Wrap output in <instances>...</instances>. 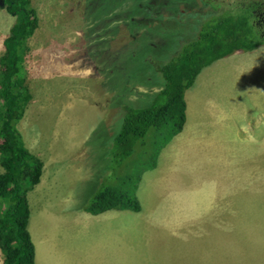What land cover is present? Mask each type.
Wrapping results in <instances>:
<instances>
[{
	"label": "rangeland",
	"instance_id": "1",
	"mask_svg": "<svg viewBox=\"0 0 264 264\" xmlns=\"http://www.w3.org/2000/svg\"><path fill=\"white\" fill-rule=\"evenodd\" d=\"M26 1L38 20L20 70L31 99L22 122L14 126L50 163L61 159L57 166L70 165L75 173L85 169V155L94 161L93 175L77 185H61V199L53 203L71 207L59 211L66 217L61 243L65 235L72 241L71 235L86 227V264L88 259L103 264L102 258L90 256L96 249L93 238L110 235L115 225L93 226L79 210L90 205V189L95 193L107 187L126 192L139 204L138 211L127 210L130 231H116L123 246L121 240L118 246L114 243L121 251L134 252L130 260L136 264H264V45L207 65V82L199 95L193 96V86L186 90L190 111L182 129L172 133L171 125L151 127L117 163L99 136L102 132L75 146L83 138L80 125L96 120L93 132L110 115L120 83L130 77L143 79L148 55L164 58L183 45L182 36L185 40L218 16H207L210 12L199 0H123L106 14V7L121 0ZM218 5L210 2L212 10ZM130 13L146 27L118 20ZM13 21L0 5V55ZM148 44L153 46L150 51ZM131 83L126 99L134 104L139 103L135 92L156 90ZM35 124L36 136L25 133ZM216 192L222 193V201L216 202ZM71 245L78 246V239ZM2 258L0 250V262Z\"/></svg>",
	"mask_w": 264,
	"mask_h": 264
},
{
	"label": "trees",
	"instance_id": "2",
	"mask_svg": "<svg viewBox=\"0 0 264 264\" xmlns=\"http://www.w3.org/2000/svg\"><path fill=\"white\" fill-rule=\"evenodd\" d=\"M122 2L106 7L104 13ZM26 3V0H3L5 10L14 16V21L2 40L4 53L0 55V250L3 254L0 264H36L27 228L30 216L27 193L39 182L43 161L25 146L14 126L31 99L20 70L29 50L27 40L37 28L38 20L35 10ZM134 15L130 13L118 20H125L126 25L133 22L132 26L144 29L146 23ZM204 23L198 32L181 40L183 45L164 58L148 55L144 61L143 79L130 77L120 83L116 92L119 94L110 103V115L105 116L91 133L92 136L102 132L99 136L111 147L113 161L120 163L129 156L136 141L144 137L151 127L171 125L172 133L182 129L186 107L184 91L191 87L203 67L263 43L244 10L232 11ZM152 48V44H148L147 50ZM130 80L156 90L135 92L139 103L134 104L126 99L132 85H129ZM108 131L111 133L107 134ZM92 194L88 206L92 212L111 208L139 210L137 199L128 198L126 192L106 187Z\"/></svg>",
	"mask_w": 264,
	"mask_h": 264
},
{
	"label": "crops",
	"instance_id": "3",
	"mask_svg": "<svg viewBox=\"0 0 264 264\" xmlns=\"http://www.w3.org/2000/svg\"><path fill=\"white\" fill-rule=\"evenodd\" d=\"M258 47V46H257ZM256 47V48H257ZM261 47V46H260ZM253 50V49H252ZM250 51V50H249ZM225 58V57H223ZM221 59V58H220ZM218 60V59H217ZM207 67H203L200 72L196 75L194 82L191 86H193V96L197 94L199 95L200 92V86L206 85L207 79L205 78L207 76V73L205 71ZM208 79L211 81L210 77ZM190 88V87H189ZM188 89V88H187ZM186 89V90H187ZM184 91L183 98L185 101V119L186 115H188L190 111V102L187 100V98H191V94ZM226 96L225 93H219V96ZM192 96V98H193ZM193 108L192 111H196V113H199L198 108ZM26 110L23 112V116L27 113H25ZM22 117L18 120L22 122ZM17 122V123H18ZM186 122V120H185ZM96 123V120L90 122L86 121L80 125V129L83 130V138H78L77 143H75V146H80L82 144L89 143L92 133V129L94 128ZM247 125V122H245ZM244 127V124H241V127ZM54 127V126H53ZM24 128V126L22 127ZM27 131L25 132L30 136L35 135V131L37 130L36 124L35 125H28ZM19 131V134L21 136V139L25 146L34 154H36L38 157L41 158L43 161V168L42 173L39 179V182L27 193V200L29 204L30 209V216L28 219L27 228L30 234L31 241L33 243L34 247V260L36 264H82L80 259H83V264H86V258L87 253L85 251L84 245L86 242H88L90 236L82 235L86 231V227L84 231H81L79 235H71V239L76 240L78 239V246L71 245L72 241H69V237L65 235V243H61V236L64 234L63 229L66 224V217L63 216V210H69L71 207H69L68 204L59 202L53 205L54 202L61 199V185L63 184H79L80 181L88 180L93 175V169L91 167H94V161L92 162L89 158V155H85L84 157V168H82V172H75L70 169V165L64 164L67 168H62L63 166H57L58 163H61L62 160L59 161H53L49 162L47 160L43 159L42 152L40 150V147L37 144H32L29 141V137H24L23 133L21 134L19 128H17ZM36 136V135H35ZM46 139V138H45ZM45 139L43 143L45 142ZM72 145V143H70ZM90 151V150H89ZM72 152V151H71ZM70 161V160H69ZM88 163V164H87ZM84 169V170H83ZM65 176V177H64ZM60 178H63L62 181H60ZM96 185H93L95 187ZM92 187V188H93ZM229 188V187H228ZM97 190V189H96ZM228 190V189H227ZM229 191V190H228ZM94 193L92 189L88 191V194ZM59 194V197L57 195ZM222 193L216 192L215 196L217 197L216 202L222 201L223 199H220ZM226 201L230 197V192L225 193ZM61 201V200H60ZM208 206H213L211 203H206ZM35 206V208H34ZM196 205L191 206V218L193 219V222L195 224V213H194V207ZM204 206H207L204 204ZM33 208V210H32ZM175 209H178L177 206L174 207ZM128 209H118V208H111L108 210H104L101 212H92L90 208L86 207L79 211L81 217H87L93 222H90L93 224L96 222L97 226L100 228L101 226L104 227H113L114 230L111 231L110 235H102L97 234L94 236V244L96 249L90 254L91 257L98 259L99 257L102 258L103 264H136L135 260H130L131 255H134V252L130 251H121L118 249V241L121 240L120 248L123 246V237H121L116 231H120L121 229L126 228L127 231H130V220H129V212ZM33 211H36L35 213ZM183 218V217H182ZM134 222V220H133ZM134 229V226H132ZM134 235V233H133ZM109 241V243L106 242L104 244V241ZM114 243L117 244L114 245ZM106 249V251L104 250ZM91 264L90 260L88 259V263ZM142 264V263H141ZM143 264H146L144 262Z\"/></svg>",
	"mask_w": 264,
	"mask_h": 264
},
{
	"label": "flooded vegetation",
	"instance_id": "4",
	"mask_svg": "<svg viewBox=\"0 0 264 264\" xmlns=\"http://www.w3.org/2000/svg\"><path fill=\"white\" fill-rule=\"evenodd\" d=\"M199 1L203 4V10L206 11L205 9H207V11L210 12L209 14L207 13V16L210 17L215 15L220 16L223 15V13L227 14L236 10L246 11L250 19V24L252 25L258 39L263 41V43L258 46L264 45V0H231V2L226 3L225 5L222 3L223 0ZM213 1L219 3L216 10L210 8V2ZM197 19L199 20L198 16ZM180 40H183V36Z\"/></svg>",
	"mask_w": 264,
	"mask_h": 264
},
{
	"label": "water",
	"instance_id": "5",
	"mask_svg": "<svg viewBox=\"0 0 264 264\" xmlns=\"http://www.w3.org/2000/svg\"><path fill=\"white\" fill-rule=\"evenodd\" d=\"M0 5H3V0H0Z\"/></svg>",
	"mask_w": 264,
	"mask_h": 264
}]
</instances>
